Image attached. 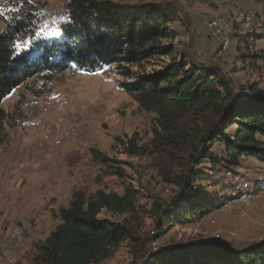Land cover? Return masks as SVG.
<instances>
[{
  "label": "trees",
  "instance_id": "1",
  "mask_svg": "<svg viewBox=\"0 0 264 264\" xmlns=\"http://www.w3.org/2000/svg\"><path fill=\"white\" fill-rule=\"evenodd\" d=\"M14 4L12 13L4 14L6 29H0V122L7 117L2 102L25 80L69 71L97 72L113 64L127 77L120 83L126 90L163 95L178 105L207 99L196 111L200 135L188 157L189 168L169 179L178 186L171 201L153 198L144 203L130 185L121 192L75 190L68 206L56 214L54 229L34 244L31 264H98L124 242L132 253L128 264H264V240L250 246L196 237L159 243L168 226L208 215L221 205L218 194L228 192L230 185L235 188V180L226 181L227 173L236 177L249 158L264 162V88L251 84L236 91L234 82L245 69L259 70L264 61L256 45L264 36L250 32L255 17L250 27L229 20L234 30L229 49L238 32L236 24L249 33L238 39L236 63L227 70L197 63L188 48L178 46L171 23L179 16L170 2L69 0L60 35L43 38L32 5ZM159 124L170 129L166 116ZM117 140L129 154L142 151L136 139ZM91 151L99 164L108 166L106 175H125L127 161L96 148ZM148 217L154 220L149 233ZM153 240L158 241L157 249Z\"/></svg>",
  "mask_w": 264,
  "mask_h": 264
},
{
  "label": "rangeland",
  "instance_id": "2",
  "mask_svg": "<svg viewBox=\"0 0 264 264\" xmlns=\"http://www.w3.org/2000/svg\"><path fill=\"white\" fill-rule=\"evenodd\" d=\"M68 1L0 0V29H6L4 14L12 13L10 10L17 7L14 3L27 2L38 17L36 27L41 37L50 36L47 33L58 31L64 20ZM117 1L172 3L179 16L171 23L178 34L175 42L188 48L197 63L232 70L238 39L249 33L234 24L238 32L233 35L232 46L221 50L220 42L205 27V20L214 14L233 23L234 11L248 12L255 17L251 35L264 36V0ZM256 45L264 52V38ZM259 65V70L248 68L235 78L236 91L251 84L264 88V61ZM126 79L115 64L97 72L34 76L4 99L1 106L7 117L0 122V264H31L34 244L54 229L56 214L68 206L75 190L121 192L130 185L140 192L144 203L153 198L169 202L177 195L178 186L169 179L189 168L188 157L200 135L194 121L198 118L196 111L207 99L178 105L163 95L126 90L120 86ZM162 116L170 121L169 130L160 126ZM118 138L136 139L142 151L129 154ZM93 148L127 161L123 165L125 175H106L109 168L94 159ZM256 159H246L236 177L227 173L226 181L235 180V188L230 185L228 192L218 194L222 203L217 209L168 226L159 243L196 237L224 238L238 246H250L264 240V162ZM219 189L214 191L218 193ZM243 192L250 194V205L239 198ZM178 202L183 204L182 200ZM176 210L171 211L178 215ZM22 221L30 225V230L19 239L12 238L9 227ZM146 225L149 233L154 228L153 218L148 217ZM131 260L132 253L124 242L98 264H128Z\"/></svg>",
  "mask_w": 264,
  "mask_h": 264
},
{
  "label": "built area",
  "instance_id": "3",
  "mask_svg": "<svg viewBox=\"0 0 264 264\" xmlns=\"http://www.w3.org/2000/svg\"><path fill=\"white\" fill-rule=\"evenodd\" d=\"M234 19L241 23L244 27H250L252 25V16L245 11H234ZM205 27L207 33L215 40L220 42L221 50H226L230 46L231 35L233 33V27L230 21L221 15L214 14L207 20H205ZM257 160V159H256ZM248 185L245 184V189ZM239 198H242L243 202L247 205L251 203V196L249 193L243 192ZM30 225L27 222H19L9 227L8 232L14 239H19L30 230ZM152 246L157 249L158 241L153 240ZM3 261V253L0 249V263Z\"/></svg>",
  "mask_w": 264,
  "mask_h": 264
},
{
  "label": "snow or ice",
  "instance_id": "4",
  "mask_svg": "<svg viewBox=\"0 0 264 264\" xmlns=\"http://www.w3.org/2000/svg\"><path fill=\"white\" fill-rule=\"evenodd\" d=\"M47 34L50 35V36H59L60 32L57 31V30H51Z\"/></svg>",
  "mask_w": 264,
  "mask_h": 264
}]
</instances>
